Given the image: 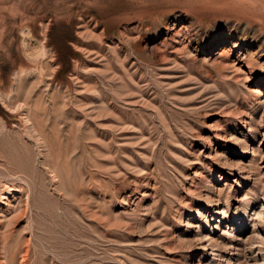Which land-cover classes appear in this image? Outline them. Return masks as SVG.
Listing matches in <instances>:
<instances>
[{
    "label": "rangeland",
    "instance_id": "1",
    "mask_svg": "<svg viewBox=\"0 0 264 264\" xmlns=\"http://www.w3.org/2000/svg\"><path fill=\"white\" fill-rule=\"evenodd\" d=\"M263 112L264 0H0V264H264Z\"/></svg>",
    "mask_w": 264,
    "mask_h": 264
},
{
    "label": "bare ground",
    "instance_id": "2",
    "mask_svg": "<svg viewBox=\"0 0 264 264\" xmlns=\"http://www.w3.org/2000/svg\"><path fill=\"white\" fill-rule=\"evenodd\" d=\"M263 54V53H262ZM264 113V112H263ZM246 153V152H245ZM56 178V177H55ZM23 180V179H22ZM5 186H7L6 187V189H8V190H10V189H12V187H10L9 185H8V183H5L4 184ZM5 189V190H6ZM7 193L6 192H3V193H1V198H0V202H4V199H6L7 198V195H6ZM28 199V198H27ZM6 203V202H5ZM29 204V203H28ZM10 235H12V233H9V235L7 234L4 238H8V237H10ZM5 239V240H6ZM262 251V250H261ZM262 253V252H261ZM260 254V253H259ZM264 257V256H263ZM264 262V261H263Z\"/></svg>",
    "mask_w": 264,
    "mask_h": 264
}]
</instances>
